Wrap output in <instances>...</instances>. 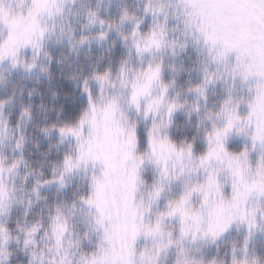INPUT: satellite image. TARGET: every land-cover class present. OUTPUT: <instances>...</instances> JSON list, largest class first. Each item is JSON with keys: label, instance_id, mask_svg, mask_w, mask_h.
<instances>
[{"label": "snow or ice", "instance_id": "1", "mask_svg": "<svg viewBox=\"0 0 264 264\" xmlns=\"http://www.w3.org/2000/svg\"><path fill=\"white\" fill-rule=\"evenodd\" d=\"M0 264H264V0H0Z\"/></svg>", "mask_w": 264, "mask_h": 264}, {"label": "trees", "instance_id": "2", "mask_svg": "<svg viewBox=\"0 0 264 264\" xmlns=\"http://www.w3.org/2000/svg\"><path fill=\"white\" fill-rule=\"evenodd\" d=\"M105 2H107V0H105ZM30 86H31V85H30ZM43 87H44V85H41V86H40L41 90H43Z\"/></svg>", "mask_w": 264, "mask_h": 264}]
</instances>
